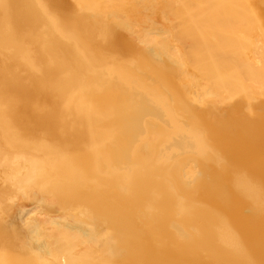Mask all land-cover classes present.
I'll list each match as a JSON object with an SVG mask.
<instances>
[{"label": "bare ground", "instance_id": "obj_1", "mask_svg": "<svg viewBox=\"0 0 264 264\" xmlns=\"http://www.w3.org/2000/svg\"><path fill=\"white\" fill-rule=\"evenodd\" d=\"M0 264H264V0H0Z\"/></svg>", "mask_w": 264, "mask_h": 264}]
</instances>
